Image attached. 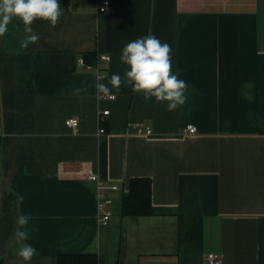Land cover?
Returning a JSON list of instances; mask_svg holds the SVG:
<instances>
[{
	"label": "crops",
	"instance_id": "0c3cea01",
	"mask_svg": "<svg viewBox=\"0 0 264 264\" xmlns=\"http://www.w3.org/2000/svg\"><path fill=\"white\" fill-rule=\"evenodd\" d=\"M109 1L101 13L97 0H58L55 27L37 19L29 33L13 17L0 36V264H24L22 215L34 229L29 264L75 254L98 264H210L209 254L264 264V0ZM149 34L171 46L172 72L187 84L176 110L109 84L127 70L123 47ZM88 54L110 56L104 79L78 65ZM90 173L120 188L106 190V225ZM135 178L150 179L152 212L123 217Z\"/></svg>",
	"mask_w": 264,
	"mask_h": 264
},
{
	"label": "clouds",
	"instance_id": "9594fccd",
	"mask_svg": "<svg viewBox=\"0 0 264 264\" xmlns=\"http://www.w3.org/2000/svg\"><path fill=\"white\" fill-rule=\"evenodd\" d=\"M63 8L58 0H0V36L7 32V25L13 17H18L25 25V30L32 32L31 25L43 20L55 27L63 15ZM38 34H31L21 41L22 48L38 41ZM121 62L127 66L123 79L114 74L109 80L112 88L119 90L122 83L131 86L134 93H141L145 101L155 98L157 103L166 102L168 111L176 110L186 102L187 84L172 72L171 46L162 43L155 35L149 34L126 44L120 54ZM98 95L108 96L111 89L107 84L96 83ZM76 93L87 91L78 88ZM31 215L17 218L16 239L21 243L17 255L24 264H29L36 249L25 243L30 237Z\"/></svg>",
	"mask_w": 264,
	"mask_h": 264
},
{
	"label": "built area",
	"instance_id": "2783aa9c",
	"mask_svg": "<svg viewBox=\"0 0 264 264\" xmlns=\"http://www.w3.org/2000/svg\"><path fill=\"white\" fill-rule=\"evenodd\" d=\"M98 2V0H97ZM99 11L101 13H108L110 11V1L109 0H103V1H99ZM110 61V56L109 55H105V54H101L98 56V61L97 64L95 66L88 64L84 57H81L78 61V65L80 67H83L87 70H91V69H96L98 72V76L100 79H104L106 77L105 75V68L106 65L109 63ZM105 98H108L110 100L115 99L114 95H108V96H104ZM110 113V111L105 110L102 112V114L100 115V120L103 121L104 118L106 116H108ZM66 126L72 130H77L78 126H79V119L77 118H71L66 120ZM134 129L136 130V132L138 134H147V135H151L153 134V130L150 127H146L144 125H135ZM105 132V128L100 127V133H104ZM184 132L185 133H189V134H196L197 133V128L194 125H188L184 128ZM0 149H1V142H0ZM88 179L96 182L99 186V198H100V202H99V210H100V223L103 225H106L109 223L111 216H112V212L109 209V204H110V200H108L105 197V193L106 190L111 189V190H119L120 188L117 185H113L111 187H107L104 185L103 181L99 178V176L97 174L94 173H90L88 175ZM206 260L210 263V264H221L222 260L219 256L214 255V254H209L206 256Z\"/></svg>",
	"mask_w": 264,
	"mask_h": 264
},
{
	"label": "trees",
	"instance_id": "16d2710c",
	"mask_svg": "<svg viewBox=\"0 0 264 264\" xmlns=\"http://www.w3.org/2000/svg\"><path fill=\"white\" fill-rule=\"evenodd\" d=\"M70 0H67L69 4ZM72 1V0H71ZM85 61L95 66L98 56L95 54L84 55ZM152 184L150 179L135 178L130 182V188L122 196L121 215L123 217L146 216L152 212ZM55 264H98L95 254L59 255Z\"/></svg>",
	"mask_w": 264,
	"mask_h": 264
}]
</instances>
